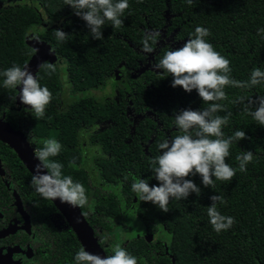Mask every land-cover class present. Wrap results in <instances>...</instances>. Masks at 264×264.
<instances>
[{"label": "trees", "instance_id": "16d2710c", "mask_svg": "<svg viewBox=\"0 0 264 264\" xmlns=\"http://www.w3.org/2000/svg\"><path fill=\"white\" fill-rule=\"evenodd\" d=\"M166 10L171 14L167 20L164 17ZM122 20L118 27H112L111 22L106 21L101 29L102 39H93L85 21L76 16L64 0H0V69L13 63L23 65L29 60L33 49L25 43V36L33 32L66 61L67 89L89 92L99 88L121 61H133L134 48L129 44L134 47L141 44L144 29L163 28L167 36L174 32L172 38L179 41L187 39L196 25L209 29L205 39L229 60L232 78L247 80L254 66H264V39L257 33L258 28H264V0H193L191 4L185 0H129ZM57 28L66 33L63 41H58L54 35ZM165 48L155 46V61L163 55ZM48 64V61L43 62L36 75L39 82L50 90L51 99L45 107L44 117L32 115L31 122L38 134L60 141L62 154H70L67 142L73 144L80 139L82 123L91 121L99 110L103 112L104 105L93 102L91 96L86 95L65 102L60 67L51 64L49 68ZM162 71L145 72L142 83L136 80L129 83L132 91L148 92L142 95L146 101L143 108L152 110L159 123L148 150L150 156L144 154L142 161L120 158L111 164L99 163L103 176L106 175L105 181L110 182V199L113 198L112 208H107L108 197L103 199L96 182L95 209L110 212L113 225L122 221L123 212L117 208L112 190L116 187L121 190L123 184L130 203L134 196L130 188L132 180L144 178L150 186L158 183L151 175L148 160L157 154L156 145L160 140L177 134L173 115L181 108L195 109L211 103L202 101L195 89L186 92L179 85L172 87L171 75L164 76ZM224 91L226 98L217 101L224 108L218 110V114L227 112L231 115L222 131L225 135H230L236 128L245 132L243 138L230 145L229 156L225 158L236 169L231 180L213 178L211 186H204L198 174L185 177L191 178L201 192L198 195L190 192L179 200L170 199L167 211L151 201L137 200L135 209L129 213L137 228H130L131 237L128 236L127 242L119 239L114 231L120 226L104 228L110 232L108 252H111V244L119 243L137 257V264H172L171 257L174 258L173 264H264V126L252 120L244 110V101L232 103L237 96L255 98L264 95V83L250 88L225 85ZM14 93V89L0 86V104L10 105ZM161 129L168 130V133L164 135ZM139 131L146 140L145 123L136 129ZM242 150L253 152V159L246 164L244 171L239 170L235 160ZM10 154L20 162L13 153ZM119 167L127 171L124 182L115 176ZM76 178L80 181L84 177L78 172ZM214 193L224 200L223 204L216 202L218 210L233 217L231 227L219 233L208 223L206 213L211 203L209 196ZM141 230L153 233L155 239L147 242L142 235L136 236Z\"/></svg>", "mask_w": 264, "mask_h": 264}, {"label": "clouds", "instance_id": "9594fccd", "mask_svg": "<svg viewBox=\"0 0 264 264\" xmlns=\"http://www.w3.org/2000/svg\"><path fill=\"white\" fill-rule=\"evenodd\" d=\"M192 2L193 0H185L188 4ZM64 4L85 21L88 33L93 39H102L101 29L106 21H110L112 27L123 23L122 17L129 6V0H64ZM257 33L264 39V28H258ZM54 35L58 41H63L66 33L57 28ZM208 35L207 27L196 25L181 46L170 45L165 48L159 60L152 64L153 70L162 69L164 76L171 75L172 87L179 85L186 92L195 89L202 101H211L206 107H185L173 115L177 134L160 140L156 145L157 154L148 160L151 175L158 183L150 186L144 178H137L130 184L137 200L151 201L164 211L168 210L170 199L179 200L186 198L190 192L197 195L201 192V188L191 178L185 177L198 174L200 183L204 186H211L213 178L231 180L236 169L225 158L229 156L230 145L243 138L245 132L236 128L230 135H225L222 126L228 123L231 113L218 114V110H222L224 105L217 101L226 98L225 85L250 88L264 83V66H254L247 80L232 78L229 60L205 39ZM161 37L159 29L146 28L141 40L143 51L152 53L153 44ZM31 38L39 42L35 34ZM129 45L132 46V43ZM60 62L66 61L61 58ZM47 67L51 68L52 65L48 64ZM0 77V86L14 89V99L18 97L23 105L28 106L25 108L27 112L35 118L44 117L45 107L52 94L46 85L39 82L27 62L23 65L13 63L0 69ZM241 101L245 102L244 110L250 114L252 120L264 126V95H257L255 98L237 96L232 103ZM250 105L254 107H249ZM25 135L30 136V130ZM30 140L41 145L34 153L37 162L33 165L29 181L34 191L44 199H58L70 207L85 206L88 196L83 184L74 181L70 175L63 174L61 162L49 159L61 150L60 141L36 136H30ZM252 159L253 152L250 150H242L235 156L240 171H244L246 164ZM209 199L211 203L206 209L208 223L217 233L227 230L233 223V217L222 214L216 203L219 201L223 204V197L214 193ZM103 239L107 240L108 237ZM110 248L109 254L101 255L79 247L73 254L72 264H137V257L121 244H111Z\"/></svg>", "mask_w": 264, "mask_h": 264}, {"label": "flooded vegetation", "instance_id": "af4514ba", "mask_svg": "<svg viewBox=\"0 0 264 264\" xmlns=\"http://www.w3.org/2000/svg\"><path fill=\"white\" fill-rule=\"evenodd\" d=\"M174 41L164 32L158 43L153 44L152 53H145L139 43L135 47L132 45L133 57L135 56L133 61L130 63L121 61L99 88L89 92L65 91L64 88L67 89L65 62L55 65L60 67L64 90L62 98L65 102H72L76 97L86 95L91 96L93 102L104 105L103 112L99 110V114L93 116L91 121L82 123L80 139L73 144L67 142L70 154H62L61 147L55 157L49 158L61 162L62 173L70 175L74 181H79L76 174L82 173L84 178L79 182L84 188L87 187L88 191V203L85 206L60 207L54 200L42 198L29 183L32 171L21 161L15 149L0 139V232L9 227L13 228L12 232L0 236V255L8 254L7 258L11 264H72L73 254L82 247L68 219L72 213L81 214L105 254L110 253L108 252L110 232L104 228L120 226L114 228L115 233L119 239L128 241L130 228H137L133 216L129 214L135 209L137 199L133 196L129 203L123 184L121 190L118 187L112 190L114 198L117 199V208L123 212V219L117 225L112 224L110 212L97 211L94 190L96 182L99 184L98 189L103 193V199L108 197L107 208H112L113 198L110 199L111 189L108 187L110 182L105 181L106 175L103 176L99 163L103 161V164L106 162L111 164L120 158L142 161L144 154L150 156L148 150L159 123L152 110L143 108L146 101L142 95H147L148 92L132 91L129 89V83L130 80L142 83L145 77L143 74L153 70L155 46L174 47ZM15 95L16 91L10 105L0 104V119L23 137L20 143L13 144L28 146L34 156L41 145L31 142L30 136H46L35 131L31 122L32 115L25 109L28 106L17 103ZM143 123L147 129L146 140L143 139L141 131L136 132ZM29 130L30 136H26L25 133ZM161 130L164 135L168 133L166 129ZM85 133L87 135H84ZM10 152L20 162L12 158ZM119 168L115 176L124 182L127 171ZM105 236L108 237L107 240L103 239Z\"/></svg>", "mask_w": 264, "mask_h": 264}, {"label": "water", "instance_id": "95a60500", "mask_svg": "<svg viewBox=\"0 0 264 264\" xmlns=\"http://www.w3.org/2000/svg\"><path fill=\"white\" fill-rule=\"evenodd\" d=\"M170 16L171 14H169L168 10H166L164 12L165 19L166 20L169 19ZM160 31H162V36H163L165 30L161 28ZM32 34L34 33L30 32L25 36V43H27L33 49V53L30 56L27 63L35 75L39 70L42 62L44 61H48L50 64H54V65L62 63L60 62L62 57H60L52 49V46L48 42L40 39L39 42H36L34 39L31 38ZM169 35L172 37L174 35V32H171ZM184 40L174 41L175 43L174 47L181 46ZM16 101L17 103L21 104L18 97H16ZM0 139L8 143L10 146H12L17 152V155L19 156L21 161L31 171H33V165L37 161L34 158L33 154L31 153L30 148L26 145H14L13 144L14 142L20 143L23 140V137L17 131H14L7 122L2 121L1 119H0ZM54 202L58 204L60 207L68 205L67 203H61L58 199L54 200ZM68 219L82 247L93 253H100L101 255L105 254L103 249L100 247L96 237H94L92 229L83 220L80 213L79 215L77 213H72ZM12 231L13 228L9 227L3 230L2 232H0V236L10 233ZM139 235H142L147 242H151L155 239L153 233H148L143 230L137 232L136 236ZM165 252L168 253V249H166ZM7 256L8 254L0 255V264H11ZM4 258H6V260ZM171 258L173 264L174 258L173 257Z\"/></svg>", "mask_w": 264, "mask_h": 264}, {"label": "rangeland", "instance_id": "374dc122", "mask_svg": "<svg viewBox=\"0 0 264 264\" xmlns=\"http://www.w3.org/2000/svg\"><path fill=\"white\" fill-rule=\"evenodd\" d=\"M65 89V91H67L68 89H66V88H64Z\"/></svg>", "mask_w": 264, "mask_h": 264}]
</instances>
